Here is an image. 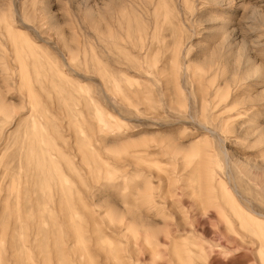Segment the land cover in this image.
<instances>
[{
  "label": "rangeland",
  "instance_id": "374dc122",
  "mask_svg": "<svg viewBox=\"0 0 264 264\" xmlns=\"http://www.w3.org/2000/svg\"><path fill=\"white\" fill-rule=\"evenodd\" d=\"M0 264H264V0H0Z\"/></svg>",
  "mask_w": 264,
  "mask_h": 264
}]
</instances>
